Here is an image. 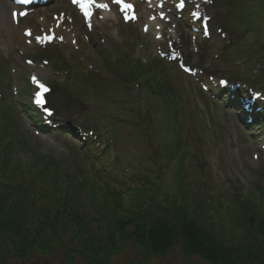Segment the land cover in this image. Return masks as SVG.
<instances>
[{
    "label": "rangeland",
    "instance_id": "obj_1",
    "mask_svg": "<svg viewBox=\"0 0 264 264\" xmlns=\"http://www.w3.org/2000/svg\"><path fill=\"white\" fill-rule=\"evenodd\" d=\"M142 11L139 6L136 22L126 24L111 13V19L98 17L88 28L68 0L37 8L20 22L7 7V24L0 23V110L17 116L30 150L77 158L82 176L101 189L83 205L91 229L104 238L114 215H133L140 193L150 194L153 213L180 202L175 171L183 155L180 194L213 234L224 237L227 246L241 247L248 236L243 206L254 204L264 214V126H247L217 80L264 94V0L206 4L212 18L209 38L189 26V9L182 20L175 16L169 23ZM160 24L164 33L158 31ZM55 28L60 30L52 44L35 39ZM170 35L196 76L162 56L170 51ZM135 60L143 67L134 69ZM131 69L140 73L123 82ZM31 75L52 88L48 106L58 128L35 124L23 110L28 106L40 119L31 105ZM76 128L85 132L86 141ZM8 152L10 166L20 160L39 164L29 151ZM86 156L101 167L99 177ZM103 191L115 204H103ZM121 245L109 251L108 264H212L181 244L164 255L148 254L130 242ZM60 258L48 257V264H60ZM79 259L77 264H85Z\"/></svg>",
    "mask_w": 264,
    "mask_h": 264
},
{
    "label": "trees",
    "instance_id": "obj_2",
    "mask_svg": "<svg viewBox=\"0 0 264 264\" xmlns=\"http://www.w3.org/2000/svg\"><path fill=\"white\" fill-rule=\"evenodd\" d=\"M134 63V69L137 64L143 67L141 62ZM130 72L121 79L123 82L140 73ZM5 112L0 110V264H48L51 256H61L60 264H77L79 258L85 264H108L107 254L121 248V241L153 255H164L181 244L187 252H196L212 264H264V214H259L254 204L248 208L242 205L247 211L241 219L248 236L243 237L241 247L227 246L225 238L213 234L202 214L196 215L180 194L186 176L183 155L175 171L180 202L153 213L150 194L140 193L133 215H114L104 238L100 231L91 229L83 205L95 200L101 189L82 176L77 158L30 150L17 116ZM11 148L17 153L29 151L39 164L20 160L10 166L7 150ZM86 157L99 177L101 168ZM103 195V204H115L104 191ZM240 199L234 198L239 203ZM252 240L255 245L250 244Z\"/></svg>",
    "mask_w": 264,
    "mask_h": 264
},
{
    "label": "snow or ice",
    "instance_id": "obj_3",
    "mask_svg": "<svg viewBox=\"0 0 264 264\" xmlns=\"http://www.w3.org/2000/svg\"><path fill=\"white\" fill-rule=\"evenodd\" d=\"M74 2H80V0H74ZM94 2H95V0H88V3L87 4L81 3V7L85 9V14L86 15H90V12L88 10V5L91 4V3H94ZM114 2L117 3V4H123L122 10H124V9H130L132 7L130 4L124 3V0H114ZM181 6H183V3H181ZM97 7L107 8L108 5L107 4H97ZM24 14L25 13H19V15H24ZM13 15L16 16L17 13H13ZM194 15L196 17H199L200 16V13L199 12H196V13H194ZM204 19L206 20V19H208V17H204ZM205 34H207V31L205 32ZM33 79L35 80V77H33ZM41 87L43 88V85H41ZM37 103H41V104L43 103V100L40 99L39 96L37 98ZM45 111H47V109H45Z\"/></svg>",
    "mask_w": 264,
    "mask_h": 264
},
{
    "label": "bare ground",
    "instance_id": "obj_4",
    "mask_svg": "<svg viewBox=\"0 0 264 264\" xmlns=\"http://www.w3.org/2000/svg\"><path fill=\"white\" fill-rule=\"evenodd\" d=\"M12 6V2L8 0H0V23L2 24V26L7 24L6 9L7 7L11 8ZM109 18V14L105 15V21Z\"/></svg>",
    "mask_w": 264,
    "mask_h": 264
}]
</instances>
